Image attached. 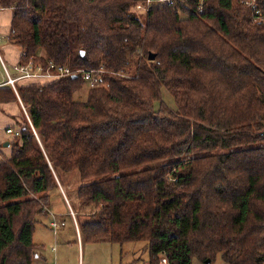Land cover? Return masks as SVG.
Listing matches in <instances>:
<instances>
[{
	"label": "trees",
	"instance_id": "trees-1",
	"mask_svg": "<svg viewBox=\"0 0 264 264\" xmlns=\"http://www.w3.org/2000/svg\"><path fill=\"white\" fill-rule=\"evenodd\" d=\"M151 1L0 0L22 62L104 70L81 100V75L18 86L30 120L0 144V264H35L44 206L75 170L86 242H147V264H264V0Z\"/></svg>",
	"mask_w": 264,
	"mask_h": 264
},
{
	"label": "rangeland",
	"instance_id": "rangeland-1",
	"mask_svg": "<svg viewBox=\"0 0 264 264\" xmlns=\"http://www.w3.org/2000/svg\"><path fill=\"white\" fill-rule=\"evenodd\" d=\"M137 10V9H136ZM144 10H137L142 12ZM12 16V9L0 10V27L3 31L10 28ZM182 16L185 14L182 12ZM4 33V32H3ZM4 35V34H0ZM3 37V36H1ZM5 42H8L7 37H4ZM16 49L20 50L18 46ZM4 54V59L8 63L9 69L13 72L12 66L9 64L8 59L5 56L4 50H1ZM137 67V58L133 57L131 63L128 65L126 72L133 74ZM0 76H4L0 66ZM38 80H21V84L37 83ZM41 83V81H38ZM89 86L86 83L82 91L76 94V99L81 100V97L87 98ZM161 96L165 103L170 107L176 108V102L174 96L165 87L161 88ZM18 104L17 102H15ZM15 104V105H16ZM21 107V117L18 122H22L27 119V115L19 101ZM25 105V104H24ZM14 137H12V140ZM5 148H10L5 147ZM58 181V179H57ZM59 184V181H58ZM82 184L78 171L66 172L62 176V189L70 200V205L75 211L77 225L70 212L66 213L67 206L65 203V196L62 189L58 188L51 192V207L44 206V209L51 211V215L59 212L63 214L61 221H59V227H57V233L55 234L51 230V218L42 216L41 221L37 224L34 240L39 245L38 252H42L45 256H53L56 260L49 262V264H147L149 259V250L147 248V242L144 241H127L124 243H112V242H98L90 243L83 240L82 233L80 231V224L86 221L96 220L91 214L94 211V207L82 206L78 199V188ZM60 187V184H59ZM50 215V216H51ZM52 217V216H51ZM79 231V233H78ZM80 245L82 248H80ZM41 263V262H39ZM213 264H226L221 256H218Z\"/></svg>",
	"mask_w": 264,
	"mask_h": 264
},
{
	"label": "built area",
	"instance_id": "built-area-1",
	"mask_svg": "<svg viewBox=\"0 0 264 264\" xmlns=\"http://www.w3.org/2000/svg\"><path fill=\"white\" fill-rule=\"evenodd\" d=\"M177 0H158L157 4H175ZM255 0L249 1L247 3L254 4ZM151 0H146L145 3H140L136 5L137 10H145L147 11L149 7L152 5ZM0 36V40H1ZM0 66L2 69V72L4 76H0V87L9 86L11 87L16 95L18 96V99L27 115V118L30 120L29 114L27 112L26 106L24 105L19 91L18 86L19 82L21 80H38L42 82H50L59 78H62L64 76H71V75H81L85 82L88 84L90 88L95 87L101 83V75L104 72L103 69L101 70H95V69H85V68H77L74 69L70 66L66 65H57L53 61H49V64L44 65L42 62L37 61L35 58H30L26 62H18L16 65H14L13 72L9 69L4 56L0 49ZM38 81H35L37 83H40ZM7 133L14 136H19L20 131L18 129L14 128H7ZM53 230L56 232L57 227L59 224L56 222V220H53L51 222ZM161 264H168V260L166 258L162 259Z\"/></svg>",
	"mask_w": 264,
	"mask_h": 264
},
{
	"label": "crops",
	"instance_id": "crops-1",
	"mask_svg": "<svg viewBox=\"0 0 264 264\" xmlns=\"http://www.w3.org/2000/svg\"><path fill=\"white\" fill-rule=\"evenodd\" d=\"M11 19H12V16H11ZM10 26H11V22H10ZM8 30L9 31H7V29H6V31L5 30L3 31V29L0 27V34H4V35H1L3 37L0 40V49L4 50L5 56L8 59L9 64L13 67L18 62H20L22 52H21V50L16 49L15 45L8 43V42H5L4 37H7V39H8L10 28ZM6 87H9V86H6ZM15 102H17L18 104H16ZM20 111H21V107H20L19 101H13V102H9V103H0V144L4 145L9 140H12L13 136L11 134L7 133L6 130H7V128H14L15 129L16 124L20 120L18 118V116L21 117ZM17 113H18V116H16ZM5 147L6 146H4V148H3L4 152L6 154H10V151H11L10 148H5ZM59 184H60L59 188L62 189V184L60 183V181H59ZM62 192H63L65 199H66L65 203L67 206V211H65V212L66 213L70 212L71 215L73 213L74 216L73 215L72 216H73L74 222L76 223V228H77V230H79L78 225H77L76 215H75L76 213H75L74 209L72 208V206L70 205V200L67 198L63 189H62ZM49 212H51V211H49ZM50 215H51V213L48 215V217H46L47 219L51 218L50 223L53 220H56V222L59 224V221L62 220L61 216L63 214H61V212H59V214L55 213V214L51 215L52 217ZM51 230H53L52 227H51ZM54 233L56 234L57 230H56V232L54 231ZM78 233H79V231H78ZM80 248H82L81 245H80ZM53 260H56V258L53 256L47 257L42 252L39 251V253L35 259V264H49V262H52ZM39 262H41V263H39Z\"/></svg>",
	"mask_w": 264,
	"mask_h": 264
},
{
	"label": "water",
	"instance_id": "water-1",
	"mask_svg": "<svg viewBox=\"0 0 264 264\" xmlns=\"http://www.w3.org/2000/svg\"><path fill=\"white\" fill-rule=\"evenodd\" d=\"M81 54L83 55L84 52L82 51ZM154 58H155V54H151V55H150V59H154ZM73 77H77V75H73ZM4 146L9 147V146H10V142H6V143L4 144ZM206 264H210V260H207V261H206Z\"/></svg>",
	"mask_w": 264,
	"mask_h": 264
}]
</instances>
